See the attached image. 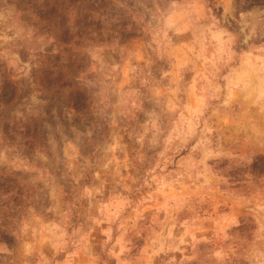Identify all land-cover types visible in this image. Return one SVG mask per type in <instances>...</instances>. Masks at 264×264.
Masks as SVG:
<instances>
[{"label":"clouds","instance_id":"9594fccd","mask_svg":"<svg viewBox=\"0 0 264 264\" xmlns=\"http://www.w3.org/2000/svg\"><path fill=\"white\" fill-rule=\"evenodd\" d=\"M0 264H264V0H0Z\"/></svg>","mask_w":264,"mask_h":264}]
</instances>
